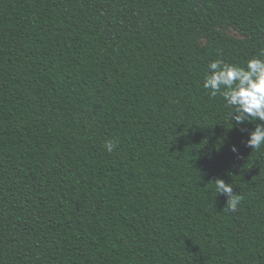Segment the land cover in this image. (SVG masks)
<instances>
[{"label":"trees","instance_id":"1","mask_svg":"<svg viewBox=\"0 0 264 264\" xmlns=\"http://www.w3.org/2000/svg\"><path fill=\"white\" fill-rule=\"evenodd\" d=\"M253 57L264 0H0V264H264L257 121L203 88Z\"/></svg>","mask_w":264,"mask_h":264},{"label":"clouds","instance_id":"2","mask_svg":"<svg viewBox=\"0 0 264 264\" xmlns=\"http://www.w3.org/2000/svg\"><path fill=\"white\" fill-rule=\"evenodd\" d=\"M203 88L210 90V95H222L225 105L231 109L229 119L235 126H243L254 118L257 122L254 129L248 131L240 127L241 132L247 131L246 146L260 149L264 146V59L253 57L246 67L226 64L222 60L210 61L204 76ZM118 141L108 140L104 148L112 153ZM237 152L235 145L231 149ZM215 191L227 198L226 206L231 212L238 209L243 196L234 192L232 183L222 178L213 182Z\"/></svg>","mask_w":264,"mask_h":264},{"label":"rangeland","instance_id":"3","mask_svg":"<svg viewBox=\"0 0 264 264\" xmlns=\"http://www.w3.org/2000/svg\"><path fill=\"white\" fill-rule=\"evenodd\" d=\"M224 33L233 38L245 39V36L238 29L233 28V27L224 30ZM201 43L205 44L206 41L201 40Z\"/></svg>","mask_w":264,"mask_h":264}]
</instances>
